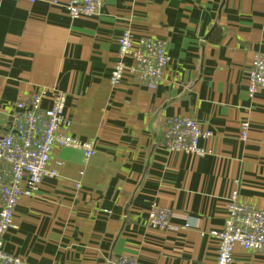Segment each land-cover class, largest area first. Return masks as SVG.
I'll use <instances>...</instances> for the list:
<instances>
[{"label":"crops","instance_id":"1","mask_svg":"<svg viewBox=\"0 0 264 264\" xmlns=\"http://www.w3.org/2000/svg\"><path fill=\"white\" fill-rule=\"evenodd\" d=\"M63 2L0 0V136L16 101L56 90L66 96L69 133L94 139L96 153L83 167L80 150L53 149L49 167L62 161L59 175L19 198L5 250L30 264H115L120 256L215 264L207 232L222 226L230 190L264 210V89L250 95L247 73L264 52V0H102L97 15L75 19ZM124 29L166 43L170 61L156 89L128 74L110 83ZM174 115L210 132L199 140L209 154L162 147ZM151 206L167 208L177 229L149 227ZM233 256L232 264H264V252L238 244Z\"/></svg>","mask_w":264,"mask_h":264},{"label":"built area","instance_id":"2","mask_svg":"<svg viewBox=\"0 0 264 264\" xmlns=\"http://www.w3.org/2000/svg\"><path fill=\"white\" fill-rule=\"evenodd\" d=\"M34 2L35 0H28ZM56 3V0H53ZM102 0H64L63 7L71 18L92 17L98 14ZM117 59L110 72V83L116 85L125 74L150 89H156L170 61L164 40L153 37H135L124 29L117 37ZM129 59L130 63H126ZM250 95L264 89V52L256 51L247 68ZM49 96V105L42 101ZM66 96L46 89L32 92L14 104V112L7 128L0 136V264H30L22 257L9 253L3 245L5 233L14 227V212L22 196L34 195L44 177H57L62 161L55 160L49 167L55 147L80 150L82 165L87 166L96 153L94 139L81 140L72 136L65 117ZM248 121L239 124V137L247 139ZM210 132L193 117L170 116L165 119L162 147L167 151H182L205 156L209 154L199 145ZM83 168L79 175H83ZM75 186H79L76 182ZM167 208L151 206L147 211V225L151 228L177 229L170 223ZM184 224L182 228L187 227ZM216 244L215 264H232L235 245L244 250L264 252V210L238 198L232 188L226 203L225 220L220 228L207 232ZM115 264H139L132 256H120Z\"/></svg>","mask_w":264,"mask_h":264}]
</instances>
